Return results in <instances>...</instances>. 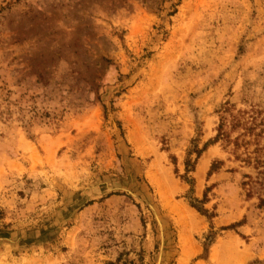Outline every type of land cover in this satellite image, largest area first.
<instances>
[{
    "label": "rangeland",
    "instance_id": "374dc122",
    "mask_svg": "<svg viewBox=\"0 0 264 264\" xmlns=\"http://www.w3.org/2000/svg\"><path fill=\"white\" fill-rule=\"evenodd\" d=\"M108 263L264 264V0H0V264Z\"/></svg>",
    "mask_w": 264,
    "mask_h": 264
},
{
    "label": "trees",
    "instance_id": "16d2710c",
    "mask_svg": "<svg viewBox=\"0 0 264 264\" xmlns=\"http://www.w3.org/2000/svg\"><path fill=\"white\" fill-rule=\"evenodd\" d=\"M196 159L199 158L201 151H196ZM193 166H194V162L192 163L190 160V156L188 155L187 158L185 159L184 162V167H185V172L188 173L190 171L193 170ZM184 179L186 181H188L189 179L187 178V176H184ZM191 206L194 207L198 212L202 213L205 212L201 207H198L197 205H194L193 203H191ZM120 259L117 260V262H119ZM108 264H115V263H108Z\"/></svg>",
    "mask_w": 264,
    "mask_h": 264
},
{
    "label": "bare ground",
    "instance_id": "6f19581e",
    "mask_svg": "<svg viewBox=\"0 0 264 264\" xmlns=\"http://www.w3.org/2000/svg\"><path fill=\"white\" fill-rule=\"evenodd\" d=\"M203 166V165H202ZM202 168V167H201ZM200 168V169H201ZM158 185V184H157ZM159 188H160V186H159ZM195 214H194V212H192L191 210L189 211V216H194Z\"/></svg>",
    "mask_w": 264,
    "mask_h": 264
}]
</instances>
